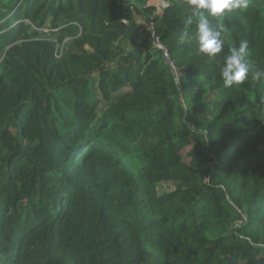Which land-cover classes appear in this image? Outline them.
Returning a JSON list of instances; mask_svg holds the SVG:
<instances>
[{"label": "trees", "instance_id": "obj_1", "mask_svg": "<svg viewBox=\"0 0 264 264\" xmlns=\"http://www.w3.org/2000/svg\"><path fill=\"white\" fill-rule=\"evenodd\" d=\"M150 1L0 0V264H264V0L213 58Z\"/></svg>", "mask_w": 264, "mask_h": 264}, {"label": "clouds", "instance_id": "obj_2", "mask_svg": "<svg viewBox=\"0 0 264 264\" xmlns=\"http://www.w3.org/2000/svg\"><path fill=\"white\" fill-rule=\"evenodd\" d=\"M190 10L184 21L185 28L195 24L196 33L193 37L198 44V51L213 58L224 50L219 21L234 11L245 12L249 0H186ZM210 18L217 21V27L211 26ZM250 55L247 41H241L238 47H230L223 57L219 75L225 88L242 86L251 80L259 83L264 79V70L258 69L248 57Z\"/></svg>", "mask_w": 264, "mask_h": 264}, {"label": "rangeland", "instance_id": "obj_3", "mask_svg": "<svg viewBox=\"0 0 264 264\" xmlns=\"http://www.w3.org/2000/svg\"><path fill=\"white\" fill-rule=\"evenodd\" d=\"M150 3H153L154 6L158 7V6L161 5V0H159V1L158 0H151ZM162 12L163 11H159L158 13L157 12L156 13H157V15H160ZM175 70H177V69H175ZM176 73L179 76L181 75V71L180 70H177ZM172 188H173V186L171 184H169V183H163V184H161L159 186V191L161 193H163V192H166V191L171 190Z\"/></svg>", "mask_w": 264, "mask_h": 264}, {"label": "built area", "instance_id": "obj_4", "mask_svg": "<svg viewBox=\"0 0 264 264\" xmlns=\"http://www.w3.org/2000/svg\"><path fill=\"white\" fill-rule=\"evenodd\" d=\"M149 4H150V5H153V3H150V2H149ZM167 6H168V4H167L164 0H161V5L157 7V8H158L157 13H158L159 11H163V9L166 8ZM148 25H149L150 29H152V31H153V29H154V23L151 21L150 23H148ZM154 42L156 43V45H157L158 47L164 49V50H165V55H166V57H169V54H168L166 48L162 46V44L160 43L159 38L155 37V41H154Z\"/></svg>", "mask_w": 264, "mask_h": 264}, {"label": "bare ground", "instance_id": "obj_5", "mask_svg": "<svg viewBox=\"0 0 264 264\" xmlns=\"http://www.w3.org/2000/svg\"><path fill=\"white\" fill-rule=\"evenodd\" d=\"M159 1V0H158Z\"/></svg>", "mask_w": 264, "mask_h": 264}]
</instances>
